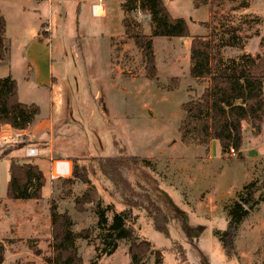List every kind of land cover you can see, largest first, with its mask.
I'll return each instance as SVG.
<instances>
[{"label": "rangeland", "instance_id": "obj_1", "mask_svg": "<svg viewBox=\"0 0 264 264\" xmlns=\"http://www.w3.org/2000/svg\"><path fill=\"white\" fill-rule=\"evenodd\" d=\"M247 1H200L210 9L212 28L237 29L236 40L225 33H212L220 46L218 54L225 60L242 54L264 58V24L261 27L259 18L242 14ZM249 1L251 12L264 19V0ZM59 3L53 9L55 15L49 37L45 32L41 35L42 47L50 52L55 80L52 94L60 113V117L55 113L53 151L49 157L38 152L37 158L17 159L43 160L46 188L38 203L6 199L9 160L14 154L21 156L27 148L22 144L11 146L8 150L13 151L0 159V217L3 222L7 217L5 226L0 225L3 264H45L44 259L50 256L52 205L59 213L65 212L71 217L74 232L93 228L97 217L91 212V206L84 205L81 213L74 209L75 198L87 189L96 192L103 208L110 205L115 212L125 209L121 193L98 168L100 160L116 157H140L149 162L147 168L128 164L126 175L134 194L146 192L155 203L171 201L174 204L172 210H167L172 218L168 225L169 237L153 228L145 211L139 207L131 211L136 236L161 252L162 264H264V187L253 196L257 204L249 209L238 229L236 257H227L214 236L215 231L226 229V209L238 200L237 195L243 188L252 182L259 186L264 181V159L246 164L235 155L221 154L222 157L208 160L205 153L200 158L201 148L186 146L180 141L178 127L184 116L181 106L199 97L205 87L194 84L189 76L191 39L152 38L157 76L149 79L138 49L129 50L122 47L126 42L110 38L123 27V12L114 0L104 1L106 21L92 16L90 5L93 2L81 4L79 16L75 1ZM168 6L186 16V2ZM61 13H65V18ZM126 16L135 32L150 34L152 25L148 15L131 11ZM188 30L190 37L205 32L193 24L188 25ZM29 40L18 37L11 43V62L17 74H21L22 47ZM229 42L235 46H227ZM252 133L250 126L244 123L243 137L250 139ZM58 160L69 161L71 176L49 181L47 174L51 164ZM74 166L87 182L72 177ZM148 185L154 186L153 193ZM20 204L26 211H18ZM107 217L110 220L111 213L108 212ZM185 223L194 229L189 236L181 231ZM195 232H198L197 237ZM76 245L82 264H132L124 242L111 256L95 260L99 241L78 240ZM146 264H153L152 256Z\"/></svg>", "mask_w": 264, "mask_h": 264}, {"label": "trees", "instance_id": "obj_2", "mask_svg": "<svg viewBox=\"0 0 264 264\" xmlns=\"http://www.w3.org/2000/svg\"><path fill=\"white\" fill-rule=\"evenodd\" d=\"M244 5L243 8H246ZM195 7L198 4L194 3ZM124 12L122 26L127 37L131 38L135 47L140 51L144 61V69L149 79H155L157 69L152 49V38H190L189 47V76L199 85H204L202 93L196 99L182 104L184 116L178 127L180 141L186 146H206L211 141H217L223 156H229L232 148L238 160H242L240 148L243 139V124L250 126L253 133L258 135L264 121V58L256 55L242 54L234 59H223L219 54L220 48L214 41V34L225 33L236 40L237 29L225 31L219 27L212 28L210 23L202 26L210 29V36L190 37L184 20L173 19L167 12L161 0H124L121 3ZM131 11L148 15L151 20L149 36L135 32L126 16ZM5 21L0 17V61L6 56L4 47ZM227 46H235L233 42ZM39 108L34 105L20 103L17 98L16 82L10 77L0 80V126L8 125L14 130H25L39 115ZM6 154H2L5 156ZM147 168L149 162L140 157L110 158L100 160L98 168L114 188L121 193L125 209L115 212L112 206L102 207V202L93 189H87L74 200V209L81 213L84 205L91 206V212L97 217L93 228L79 232L72 230L71 217L59 213L55 206L50 207V256L44 259L45 264H82L76 242L88 241L91 238L100 243L94 260L111 256L121 242L127 244V254L132 264H146L153 257V264H162L159 250H153L146 241L139 240L131 223V211L139 207L145 211L153 228L169 237L168 225L172 218L168 211L174 208L171 201L164 204L155 203L146 192L134 194L132 185L126 175L128 164ZM9 180L6 186V199L11 201L40 200L45 180L39 168L29 162L19 163L11 159L8 168ZM72 177L87 182L74 166ZM70 183L69 180L66 181ZM264 187V181L256 186L255 182L246 185L243 192L237 195L238 200L226 209L228 222L223 232L215 231L214 236L221 243L227 257H236L235 240L242 221L248 216L249 209L257 203L253 196ZM153 193L154 186L148 185ZM161 206H159V205ZM168 210V211H167ZM111 213L110 220L107 213ZM189 236L193 228L186 226L181 229ZM199 231V228H197ZM198 236V232H195ZM4 260V245L0 241V264ZM24 264H34L26 262Z\"/></svg>", "mask_w": 264, "mask_h": 264}, {"label": "crops", "instance_id": "obj_3", "mask_svg": "<svg viewBox=\"0 0 264 264\" xmlns=\"http://www.w3.org/2000/svg\"><path fill=\"white\" fill-rule=\"evenodd\" d=\"M63 0H0V17L5 21L4 30V47L6 48V56L4 60L0 61V80L5 77H10L16 82L17 98L20 103L30 105L34 104L39 108V115L35 118L33 123L29 125L25 130H14L8 125L0 126V159L4 156L2 154L9 155L11 151L8 149L14 145H26L25 147L36 148L42 156H51L53 139V127L55 124V113L57 112V105H55V98L53 97V87L55 80L51 73V58L50 52L46 47H42V33H47L48 37L51 31L52 17L55 15L53 12L54 6H59V2ZM75 1L77 3V13L78 16L81 13V4L85 5L87 2H93L90 5V10L93 6L102 7V13L99 15H92L93 17L101 18L103 21L108 19V14L105 10L104 1L105 0H68ZM113 1V0H112ZM165 6L167 12L173 19H182L185 21L187 27L189 24H193L202 28L205 32L203 34L197 35L199 37L210 36V29L202 26L204 23H209L212 14L208 6L203 5L200 1L208 0H161ZM184 1L188 4V7L184 9L186 16L178 14L175 9L169 8L168 4ZM96 2V3H95ZM121 9V3L119 0H114ZM198 4V7L194 6V3ZM246 8H242V14L253 15L260 19L261 27L264 24V19L251 12L250 1H247ZM191 7V9H190ZM122 11V10H121ZM123 12V11H122ZM57 15L59 14L57 10ZM62 17L65 18V13H61ZM92 14V13H91ZM123 12V18H124ZM121 19V25L122 20ZM110 21V19L108 20ZM144 35L149 36L144 33ZM27 37L30 38L28 42H24L25 46L22 47V63L21 74H17L14 65L11 62V43L16 38ZM119 38L121 41L126 42L122 47H126L129 50L135 49L134 42L131 38L127 37L124 33V28H120L115 37ZM139 51V50H138ZM140 52V51H139ZM117 66V65H116ZM173 66V65H171ZM189 69V67H188ZM124 72V71H122ZM194 84L195 80L192 81ZM205 85V84H204ZM23 94H22V91ZM264 92V83H263ZM31 94H34L31 96ZM57 117V118H58ZM58 125V124H57ZM251 138L242 139V146L240 148V153L242 155V161L246 164H254L262 159H264V121L261 126V131L258 135L253 133L250 135ZM258 137V138H257ZM261 138V139H260ZM201 148V156L204 153L208 156V160L217 156H221L220 146L217 141H211L206 146H197ZM23 151V150H21ZM9 153V154H8ZM5 155V156H6ZM24 157V153L17 157L14 154L10 158L18 159ZM222 157V156H221ZM233 157V156H230ZM9 160V163H10ZM19 161V160H18ZM29 162L36 165L39 170L43 173L45 163L43 160L33 161H19V163ZM48 175V174H47ZM46 186L42 188V192L45 190ZM6 197V196H5ZM40 200H34V203H38ZM11 201V200H9ZM13 202V201H11ZM20 207L18 210L26 211L23 204L17 205ZM9 219V218H8ZM21 219V218H20ZM7 217H5L4 222L6 223ZM2 222V223H1ZM3 219L0 217V225L5 226ZM25 224V220L21 221ZM19 224V223H18ZM50 226V222H49ZM26 227V226H24ZM27 228V227H26ZM50 238V235H49ZM3 244L4 241L0 240ZM4 263V260H3ZM2 263V264H3ZM26 263V262H25Z\"/></svg>", "mask_w": 264, "mask_h": 264}, {"label": "built area", "instance_id": "obj_4", "mask_svg": "<svg viewBox=\"0 0 264 264\" xmlns=\"http://www.w3.org/2000/svg\"><path fill=\"white\" fill-rule=\"evenodd\" d=\"M92 15H99L102 13V7L93 6L91 9ZM235 153L232 148L229 149V156H234ZM39 153L36 148L27 147L24 149V157L31 159L37 158ZM71 176V165L69 161L58 160L51 164V167L48 172V180L54 181L59 178H68Z\"/></svg>", "mask_w": 264, "mask_h": 264}, {"label": "water", "instance_id": "obj_5", "mask_svg": "<svg viewBox=\"0 0 264 264\" xmlns=\"http://www.w3.org/2000/svg\"><path fill=\"white\" fill-rule=\"evenodd\" d=\"M205 264H207V263L205 262Z\"/></svg>", "mask_w": 264, "mask_h": 264}]
</instances>
